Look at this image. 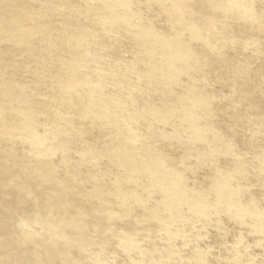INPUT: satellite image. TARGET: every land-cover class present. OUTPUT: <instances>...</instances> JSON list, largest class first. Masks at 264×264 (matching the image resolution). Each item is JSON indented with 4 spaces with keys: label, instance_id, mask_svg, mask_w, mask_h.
<instances>
[{
    "label": "rangeland",
    "instance_id": "1",
    "mask_svg": "<svg viewBox=\"0 0 264 264\" xmlns=\"http://www.w3.org/2000/svg\"><path fill=\"white\" fill-rule=\"evenodd\" d=\"M0 264H264V0H0Z\"/></svg>",
    "mask_w": 264,
    "mask_h": 264
}]
</instances>
